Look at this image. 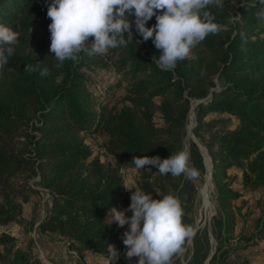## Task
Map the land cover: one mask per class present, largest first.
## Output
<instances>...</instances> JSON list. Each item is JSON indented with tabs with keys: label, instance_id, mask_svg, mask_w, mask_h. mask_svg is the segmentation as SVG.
Listing matches in <instances>:
<instances>
[{
	"label": "trees",
	"instance_id": "16d2710c",
	"mask_svg": "<svg viewBox=\"0 0 264 264\" xmlns=\"http://www.w3.org/2000/svg\"><path fill=\"white\" fill-rule=\"evenodd\" d=\"M249 2L224 0L222 9L209 6L223 30L195 47L194 57L163 71L152 39L137 43L142 38L134 17L133 43L127 47L105 55L81 53L78 62L65 60L57 68L59 61L49 51L51 0H0V23L20 33L14 56L0 70V227L25 222L23 205L38 193L30 179L39 177L50 194L40 232L62 236L76 253L103 255L107 264H132L121 238L129 226L109 225L108 209H128L135 189L150 192L153 199L177 196L184 175L137 169L132 159H164L182 151L196 100L193 133L199 142L190 143V155L205 171L200 143L212 160L219 243L212 255L208 232L198 231L187 264H207L210 256L208 264H218L230 251L222 250L224 242L243 239L246 243L237 249L246 250L263 241L264 210L252 233L237 235L246 191L264 188V21L256 17L261 5L247 8ZM155 23L153 16L146 26ZM26 65L37 71H24ZM44 68L49 75H40ZM96 69H111L118 77L106 88L114 94L108 100L109 94L99 98L91 87ZM232 118L237 127L230 126ZM89 135L101 136L102 146L117 161L104 162L87 142ZM123 169L138 173L131 191L125 188ZM239 178L243 190L235 187ZM108 244L119 250L117 259L108 253ZM0 247L1 264H45L17 247L10 234H0ZM175 264L182 263L178 259Z\"/></svg>",
	"mask_w": 264,
	"mask_h": 264
},
{
	"label": "clouds",
	"instance_id": "9594fccd",
	"mask_svg": "<svg viewBox=\"0 0 264 264\" xmlns=\"http://www.w3.org/2000/svg\"><path fill=\"white\" fill-rule=\"evenodd\" d=\"M257 4L261 8L256 17L264 21V0H250L246 7L255 8ZM209 6L222 9L224 0H51L47 10L51 19L49 51L59 61V68L65 60L78 62L81 53L105 55L110 49L127 47L133 43L134 17L135 30L142 38L137 43L151 38L160 50L157 66L172 71L208 35L223 30V25L214 22L215 17L207 10ZM153 16L156 23L146 26ZM19 36L18 31L0 23V70L14 56ZM24 71L33 73L37 68L26 65ZM40 75H49V70L44 68ZM189 161L185 151L164 159L147 155L132 159L137 169L155 167L161 175L196 178L198 170ZM130 200L126 210L108 209L106 219L109 225L114 222L117 227L129 226L121 237L127 249L126 259L138 257L137 264H172V257L182 252L185 241L195 235L194 229L183 222L181 200L174 194L153 199L150 192L140 189L131 191ZM126 211L132 215H125ZM107 251L115 259L120 254L113 244H108Z\"/></svg>",
	"mask_w": 264,
	"mask_h": 264
},
{
	"label": "rangeland",
	"instance_id": "374dc122",
	"mask_svg": "<svg viewBox=\"0 0 264 264\" xmlns=\"http://www.w3.org/2000/svg\"><path fill=\"white\" fill-rule=\"evenodd\" d=\"M194 56L195 49H192L189 57ZM91 75L93 81L91 87L94 88L99 98H103L106 94H109L106 100L110 99L114 94L112 93V90L107 92L106 88L115 83L118 79L115 72L111 69H96ZM116 91L119 92V89L116 88ZM195 105H197L196 100L193 101V107L188 117L186 134L182 140V151L189 154L190 166L197 169L199 175L196 178H188L185 176L186 182L181 187L177 196L181 200L184 209L183 222L190 225L194 229L195 234L198 231L202 232L206 230L208 232L211 245L210 253L213 255L216 252L219 238L215 226V217L217 216L218 207L215 199L214 185L210 178L209 171L211 163L210 160L208 161L209 157L205 149H203V146L202 149L205 154V171H201L196 167L190 155V143L192 141L199 142L193 133V127L195 125ZM210 116L219 115L212 114ZM156 119L157 122H162L160 117H157ZM238 124L239 122L235 118L231 119V127H237ZM87 142L93 146L96 154H98L104 162L115 163L117 161L116 157L107 153L102 146L101 136L89 135L87 136ZM234 172L240 174L241 171L234 170ZM123 175L127 187L130 188L135 184L134 180L138 173L133 169H123ZM38 181L39 177H32L30 179V184L38 190V193L32 194L29 202H26L23 205L25 222L23 224L12 222L8 225L2 226L0 227V234L4 232L14 236L16 238L17 247L28 251L32 259L41 260V262L45 264H107V262H109L108 258L79 257L78 255L71 254L66 247V242L63 237L53 233L40 232L38 224L46 213L50 194L46 188H43L38 183ZM203 187H205L206 191L204 197L201 192ZM235 187L243 190L240 178L237 180ZM242 200H246L247 204L242 208V213H244V215L241 214L238 219L237 235L239 236L243 232L250 234L257 227L258 217L262 210H264V188L256 192L246 191L245 197ZM237 203L241 205L242 201L238 200ZM117 209L125 210L123 208ZM125 215L128 216V211L125 212ZM34 218H36L35 222H33ZM193 237L185 241L182 246V252L177 253L172 257V264H175L178 259L182 264H187V261L193 254L194 250ZM231 243L232 244L229 245L224 242L222 250L228 249L230 251L228 255L220 256V260L222 261L223 259L224 261H219L218 264H264V240L257 246H251L246 250L237 249L239 246L246 243L243 239H236ZM0 251H2V247H0ZM128 260L132 264H137L138 257H132ZM1 263L2 262L0 261V264Z\"/></svg>",
	"mask_w": 264,
	"mask_h": 264
},
{
	"label": "crops",
	"instance_id": "0c3cea01",
	"mask_svg": "<svg viewBox=\"0 0 264 264\" xmlns=\"http://www.w3.org/2000/svg\"><path fill=\"white\" fill-rule=\"evenodd\" d=\"M240 190H241V189H240ZM60 237H62V236H60ZM63 239H65V238H63ZM65 242H66V239H65ZM66 247H67L69 253H71V254H75V255H78L79 257H80V256H83V257H91V258L94 257V258L107 259V257H105V256H103V255L96 254V253H92V252H89V251H85V252H83V254L76 253L75 251H72V250H70V249L68 248L67 243H66ZM107 263H108V262H107Z\"/></svg>",
	"mask_w": 264,
	"mask_h": 264
},
{
	"label": "water",
	"instance_id": "95a60500",
	"mask_svg": "<svg viewBox=\"0 0 264 264\" xmlns=\"http://www.w3.org/2000/svg\"><path fill=\"white\" fill-rule=\"evenodd\" d=\"M199 101H197V103H198ZM196 106V105H195ZM192 107H193V104H192ZM199 146H200V148H201V152H202V154H203V156H204V158H205V154L203 153V149H205V147L203 148L202 147V145L199 143ZM203 148V149H202ZM205 151L207 152V150L205 149ZM207 154H208V152H207ZM208 156H209V158H210V162H211V169H210V178H211V180H212V168H213V166H212V160H211V157H210V155L208 154ZM211 258V256L208 258V260H207V263H208V261H209V259Z\"/></svg>",
	"mask_w": 264,
	"mask_h": 264
},
{
	"label": "bare ground",
	"instance_id": "6f19581e",
	"mask_svg": "<svg viewBox=\"0 0 264 264\" xmlns=\"http://www.w3.org/2000/svg\"><path fill=\"white\" fill-rule=\"evenodd\" d=\"M208 155V154H207ZM209 157V156H208ZM207 158V157H206ZM208 159V158H207ZM210 160V158L208 159V161ZM211 163V162H210ZM210 169H211V166H210V168H209V171H210ZM201 192H202V195H203V197L205 196V194H206V191H205V187H203L202 188V190H201Z\"/></svg>",
	"mask_w": 264,
	"mask_h": 264
}]
</instances>
